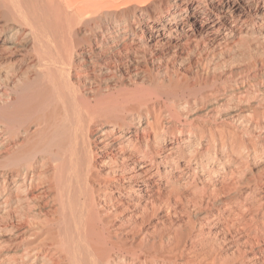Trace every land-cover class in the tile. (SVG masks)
<instances>
[{
  "label": "bare ground",
  "instance_id": "bare-ground-1",
  "mask_svg": "<svg viewBox=\"0 0 264 264\" xmlns=\"http://www.w3.org/2000/svg\"><path fill=\"white\" fill-rule=\"evenodd\" d=\"M0 264H264V0H0Z\"/></svg>",
  "mask_w": 264,
  "mask_h": 264
},
{
  "label": "rangeland",
  "instance_id": "rangeland-1",
  "mask_svg": "<svg viewBox=\"0 0 264 264\" xmlns=\"http://www.w3.org/2000/svg\"><path fill=\"white\" fill-rule=\"evenodd\" d=\"M166 54H168L167 51H166ZM195 57H196V56H195ZM195 57H194V60H193V61L197 63V59H196V58H197L198 56H197L196 58H195ZM242 61L245 62V60H240V61H238V63H237V61H236L235 63L232 62L231 64H233V65H234L233 67H235V66H237V64H239V63H243ZM204 62H205V61H203L202 64H204ZM229 64H230V63H229ZM231 64L228 65V63H227L226 66H227V67L229 66V67L233 68ZM235 64H236V65H235ZM229 67H228V68H229ZM184 69L186 70V68H184ZM184 69H182V70L185 71Z\"/></svg>",
  "mask_w": 264,
  "mask_h": 264
}]
</instances>
